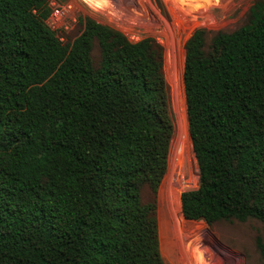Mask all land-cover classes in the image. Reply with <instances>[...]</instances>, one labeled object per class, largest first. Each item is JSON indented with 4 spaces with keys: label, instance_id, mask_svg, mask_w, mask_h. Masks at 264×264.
Here are the masks:
<instances>
[{
    "label": "trees",
    "instance_id": "obj_1",
    "mask_svg": "<svg viewBox=\"0 0 264 264\" xmlns=\"http://www.w3.org/2000/svg\"><path fill=\"white\" fill-rule=\"evenodd\" d=\"M49 13L47 0H0V264H164L156 197L175 130L164 48L90 17L63 44ZM250 14L184 43L199 174L178 196L187 220L264 224V0Z\"/></svg>",
    "mask_w": 264,
    "mask_h": 264
},
{
    "label": "rangeland",
    "instance_id": "obj_2",
    "mask_svg": "<svg viewBox=\"0 0 264 264\" xmlns=\"http://www.w3.org/2000/svg\"><path fill=\"white\" fill-rule=\"evenodd\" d=\"M258 0H47L71 5L53 29L63 44H70L83 29L80 18L122 31L130 40L151 36L164 48V73L174 121L166 174L157 192L159 246L164 264H264L256 247L264 241V224L256 219L206 223L187 220L178 196L199 185L197 161L187 129L183 86L184 43L198 27L210 37L232 32L249 22ZM48 18V17H47ZM95 60L99 52L94 46ZM151 194L143 189V200Z\"/></svg>",
    "mask_w": 264,
    "mask_h": 264
},
{
    "label": "built area",
    "instance_id": "obj_3",
    "mask_svg": "<svg viewBox=\"0 0 264 264\" xmlns=\"http://www.w3.org/2000/svg\"><path fill=\"white\" fill-rule=\"evenodd\" d=\"M71 8V5H61L55 2H50V14L46 19V24L50 29H55L59 26L58 21L63 18L64 14Z\"/></svg>",
    "mask_w": 264,
    "mask_h": 264
},
{
    "label": "bare ground",
    "instance_id": "obj_4",
    "mask_svg": "<svg viewBox=\"0 0 264 264\" xmlns=\"http://www.w3.org/2000/svg\"><path fill=\"white\" fill-rule=\"evenodd\" d=\"M49 8H50V3H49ZM50 11H51V9H50ZM50 14V13H49Z\"/></svg>",
    "mask_w": 264,
    "mask_h": 264
}]
</instances>
